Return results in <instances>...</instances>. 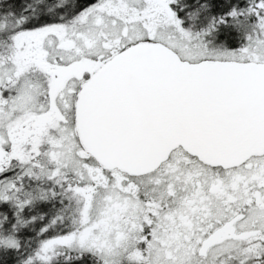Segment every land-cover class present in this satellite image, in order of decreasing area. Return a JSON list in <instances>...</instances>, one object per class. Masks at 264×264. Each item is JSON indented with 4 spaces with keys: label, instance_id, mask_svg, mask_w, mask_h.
I'll list each match as a JSON object with an SVG mask.
<instances>
[{
    "label": "snow or ice",
    "instance_id": "snow-or-ice-1",
    "mask_svg": "<svg viewBox=\"0 0 264 264\" xmlns=\"http://www.w3.org/2000/svg\"><path fill=\"white\" fill-rule=\"evenodd\" d=\"M0 264H264V0H0Z\"/></svg>",
    "mask_w": 264,
    "mask_h": 264
}]
</instances>
